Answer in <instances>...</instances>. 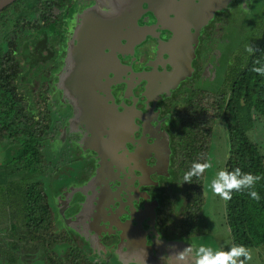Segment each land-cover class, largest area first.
Masks as SVG:
<instances>
[{
  "label": "flooded vegetation",
  "instance_id": "af4514ba",
  "mask_svg": "<svg viewBox=\"0 0 264 264\" xmlns=\"http://www.w3.org/2000/svg\"><path fill=\"white\" fill-rule=\"evenodd\" d=\"M98 1L0 8V81L12 78L3 110L24 127L0 137V264H183L180 251L214 234L207 171L206 228L189 224L202 175L183 176L209 162L217 127L228 132L221 106L264 35V0H141L101 52L74 55L70 87L69 50Z\"/></svg>",
  "mask_w": 264,
  "mask_h": 264
},
{
  "label": "trees",
  "instance_id": "16d2710c",
  "mask_svg": "<svg viewBox=\"0 0 264 264\" xmlns=\"http://www.w3.org/2000/svg\"><path fill=\"white\" fill-rule=\"evenodd\" d=\"M255 49L254 53H247L244 66L236 68L238 74L232 94L228 102L223 101L220 111L228 124L230 142L225 170L232 172L234 169L240 168L242 173H251L261 177L254 186V190L259 194V201L252 199L247 189L241 192L233 191L231 199L225 201L227 222L235 245L262 249L264 248V153L262 144L252 140L249 131L264 124V76L252 70L254 67L264 66V35ZM257 60L260 61L259 64L256 63ZM9 88H12V78H3L0 81V126H3L4 130L0 133L1 139L14 138L15 135L12 132H23L24 129L19 125L13 128L10 123L12 114L4 113L3 107L8 102ZM8 131L9 133H7ZM18 139L31 152L37 151L36 143L31 138L20 136ZM24 158L22 157V159ZM197 183L199 191L195 196V204L198 210L194 221L190 218L189 224L193 226L197 218L206 228L202 211L205 204V196L201 191L204 184L203 175ZM25 202L27 211L29 209L33 213L36 211V215H38V211L42 209L39 207L42 204L40 191L30 188V196L25 197ZM46 211H48L47 206L45 207ZM45 264H65V262L58 260Z\"/></svg>",
  "mask_w": 264,
  "mask_h": 264
},
{
  "label": "clouds",
  "instance_id": "9594fccd",
  "mask_svg": "<svg viewBox=\"0 0 264 264\" xmlns=\"http://www.w3.org/2000/svg\"><path fill=\"white\" fill-rule=\"evenodd\" d=\"M246 50L250 54L256 51L251 45ZM256 63L259 64L260 61L257 60ZM252 70L264 76V66L254 67ZM209 167H211V165L207 161L203 163L198 161L193 162L190 169L184 173L183 183H192L193 177L199 178ZM260 179L261 177L258 175L242 173L240 168H236L232 172L220 170L211 182V189L215 195L225 201L231 199L233 191L241 192L247 189L249 190V196L259 201L260 197L258 192L254 190V186ZM189 254L191 257V264H245L246 261L252 259L251 252L243 245H235L227 251L216 252L204 246H200L195 250L188 246L180 251L175 259L179 262H183V264H189ZM241 257H243V259H240Z\"/></svg>",
  "mask_w": 264,
  "mask_h": 264
},
{
  "label": "rangeland",
  "instance_id": "374dc122",
  "mask_svg": "<svg viewBox=\"0 0 264 264\" xmlns=\"http://www.w3.org/2000/svg\"><path fill=\"white\" fill-rule=\"evenodd\" d=\"M242 34H244L243 31ZM238 39L240 38L238 37ZM249 135L252 140L259 141L262 144L264 153V124L258 125V128L250 130ZM228 156V132L227 129L223 130L222 127L219 126L216 128L213 135L212 149L209 157L211 167L206 169L205 180L206 206L204 214L209 223L207 225V232L211 228L214 234L195 241L197 248L204 246L216 252L227 251L232 246H235L226 218L225 200L215 195L211 189V182L216 177L217 172L225 170ZM247 249L251 252L252 259L246 261L245 264H264V248L256 249L255 247H247ZM240 259H243V257Z\"/></svg>",
  "mask_w": 264,
  "mask_h": 264
},
{
  "label": "water",
  "instance_id": "95a60500",
  "mask_svg": "<svg viewBox=\"0 0 264 264\" xmlns=\"http://www.w3.org/2000/svg\"><path fill=\"white\" fill-rule=\"evenodd\" d=\"M11 0L0 2V8ZM141 0H99L97 5L88 9L83 16V22L78 31L79 52L74 47L69 50L67 81L71 87L74 79V55L89 51L94 56L102 51L101 47L108 39L116 38L124 32L122 19L129 22V7L141 6ZM118 7V11H102L105 8ZM102 9V10H101ZM93 55V54H92Z\"/></svg>",
  "mask_w": 264,
  "mask_h": 264
}]
</instances>
